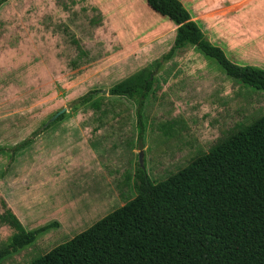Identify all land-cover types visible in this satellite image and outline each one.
<instances>
[{
  "label": "crops",
  "instance_id": "crops-1",
  "mask_svg": "<svg viewBox=\"0 0 264 264\" xmlns=\"http://www.w3.org/2000/svg\"><path fill=\"white\" fill-rule=\"evenodd\" d=\"M180 1L230 60L264 68V0ZM1 12L0 49H49L48 75L60 86L85 85L100 64L106 74L96 85L110 88L170 49L178 28L147 0H6ZM102 50L111 65H103ZM126 101L100 94L68 110L19 151L20 158L34 156L28 167L33 183L29 196L17 206L8 198V205L26 229L60 223L37 239L58 234L55 229L85 230L136 196L137 118ZM262 116L264 90L228 75L195 47L178 54L159 70L144 105L152 182L167 179Z\"/></svg>",
  "mask_w": 264,
  "mask_h": 264
},
{
  "label": "trees",
  "instance_id": "trees-1",
  "mask_svg": "<svg viewBox=\"0 0 264 264\" xmlns=\"http://www.w3.org/2000/svg\"><path fill=\"white\" fill-rule=\"evenodd\" d=\"M5 1L0 0V6ZM147 2L178 26L171 48L109 89L89 90L70 103L76 110L108 93L134 105L137 148L144 163L138 153L136 196L28 264H264V116L159 183L152 182L146 167L143 118L159 70L190 47L215 58L228 75L256 89L264 90V68L230 60L180 0ZM65 114L20 142L0 145V155L8 156L10 165L20 150ZM2 206L0 226L12 232L0 242V261L60 226L51 221L26 229L5 200Z\"/></svg>",
  "mask_w": 264,
  "mask_h": 264
},
{
  "label": "rangeland",
  "instance_id": "rangeland-1",
  "mask_svg": "<svg viewBox=\"0 0 264 264\" xmlns=\"http://www.w3.org/2000/svg\"><path fill=\"white\" fill-rule=\"evenodd\" d=\"M4 31L5 26L1 12L0 45L1 43L3 45ZM100 57L104 58L103 65L112 64L105 50L101 51ZM49 61V49H0V145H13L29 137L33 131L47 122L60 109L66 107L67 111L70 110V103L89 90L109 89L106 85H96L106 74L98 68L100 64L92 68L86 75L85 82L87 83H83L85 85L76 83L73 86H60V84H54L48 75L50 72ZM248 89L251 92L255 91L253 88ZM104 94L108 95V93ZM127 103L132 109H135L132 103L129 101ZM202 105L203 107L208 106L206 103ZM200 111H206V108H200ZM69 123L74 124L72 120ZM137 150L139 153L140 150L138 148ZM9 161L8 156L0 155V213L4 210L2 200H5L8 205V198H11L14 206H17L20 199L29 196L26 194H29L28 189L33 183V178L28 177L30 172L28 167L33 168L34 156L29 157L23 154L20 158L17 153L15 160L10 165ZM136 162L137 157L134 170ZM59 230H52L56 233L59 232L58 234L41 236L31 245L2 259L0 264H28L45 254L47 250L66 242L83 231V229L78 231L79 229L71 228L67 231ZM11 232L12 230L8 226H0V242H5ZM56 235H60L59 238H62H58V242L53 243Z\"/></svg>",
  "mask_w": 264,
  "mask_h": 264
},
{
  "label": "water",
  "instance_id": "water-1",
  "mask_svg": "<svg viewBox=\"0 0 264 264\" xmlns=\"http://www.w3.org/2000/svg\"><path fill=\"white\" fill-rule=\"evenodd\" d=\"M67 111V108L66 107H64V108H62V109H60L59 111H57L49 120H48V122H47V124L49 123V122H53V121H55L61 114H63V113H65ZM139 161H140V163H141V165H143L144 163H143V154L142 153H139Z\"/></svg>",
  "mask_w": 264,
  "mask_h": 264
}]
</instances>
